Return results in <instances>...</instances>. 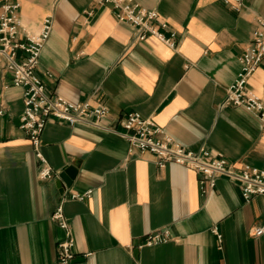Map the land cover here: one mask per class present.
Listing matches in <instances>:
<instances>
[{
	"label": "crops",
	"instance_id": "0c3cea01",
	"mask_svg": "<svg viewBox=\"0 0 264 264\" xmlns=\"http://www.w3.org/2000/svg\"><path fill=\"white\" fill-rule=\"evenodd\" d=\"M20 36L50 35L36 75L48 93L70 103L106 106L104 123L120 131L128 113L151 119L175 143L219 153L234 168L264 171V127L242 107L224 106L239 57L249 46L264 0H133L174 33L134 41V29L93 0H18ZM247 90L264 104V59ZM0 264H55L64 231L51 217L61 204L74 241L72 264H264V195L245 202L241 185L218 177L201 193L194 170L129 147L112 133L49 119L41 152L51 179L20 129L23 90L0 59ZM74 171L69 186L60 172ZM204 189H208L207 181ZM91 191L84 201L65 200ZM213 229L221 235V248ZM169 238L145 245L148 235Z\"/></svg>",
	"mask_w": 264,
	"mask_h": 264
},
{
	"label": "built area",
	"instance_id": "2783aa9c",
	"mask_svg": "<svg viewBox=\"0 0 264 264\" xmlns=\"http://www.w3.org/2000/svg\"><path fill=\"white\" fill-rule=\"evenodd\" d=\"M237 3L240 0H235ZM98 5L110 7L117 21L127 23L134 29V41L155 37L162 43L174 47L175 34L169 37L163 34L166 24L158 20L157 12L140 7L133 0H93ZM18 0H0V59L11 76L12 85L23 90V112L20 117V129L31 142L33 152L39 162L38 178L51 179L52 168L41 152V135L49 119L65 122L69 125L83 123L112 133L124 139L129 147L141 152H148L156 159L158 167L175 163L194 170L199 175L201 193L206 194L216 185L218 177L225 176L241 185L242 197L249 202L253 197L264 195V171L249 166L234 168L228 165L223 155L201 148L192 151L173 142L151 119L143 118L138 113H128L118 121V131L104 123L108 109L104 105H92L90 102L73 104L57 95L48 93L42 81L36 75L41 51L50 35L51 20L45 18L39 33L34 36H20L18 22ZM264 59V19L255 21L249 46L239 57L240 70L235 81L228 87L222 107H242L255 114L264 127V104L258 96L247 90L250 77ZM5 105L0 98V117L4 115ZM207 181L208 189H204ZM91 191L72 192L62 198L65 200L84 201L91 196ZM51 219L64 231L65 238L57 244L55 264H72L74 259V241L70 227L60 204ZM221 248L222 237L213 229ZM264 233V226L256 229L254 235ZM169 238L167 230L148 235L145 245L161 243Z\"/></svg>",
	"mask_w": 264,
	"mask_h": 264
},
{
	"label": "water",
	"instance_id": "95a60500",
	"mask_svg": "<svg viewBox=\"0 0 264 264\" xmlns=\"http://www.w3.org/2000/svg\"><path fill=\"white\" fill-rule=\"evenodd\" d=\"M73 174H74V171L72 168H68V169L60 172L58 175L59 184L69 186L70 182L72 180Z\"/></svg>",
	"mask_w": 264,
	"mask_h": 264
}]
</instances>
